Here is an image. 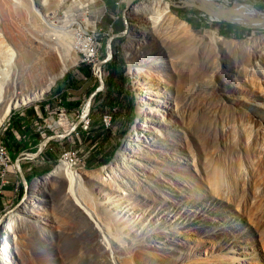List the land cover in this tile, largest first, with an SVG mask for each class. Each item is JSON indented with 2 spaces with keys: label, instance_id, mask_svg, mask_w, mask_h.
<instances>
[{
  "label": "rangeland",
  "instance_id": "rangeland-1",
  "mask_svg": "<svg viewBox=\"0 0 264 264\" xmlns=\"http://www.w3.org/2000/svg\"><path fill=\"white\" fill-rule=\"evenodd\" d=\"M1 1V39L8 32H20L42 52L50 43L48 38L56 34L63 51L77 39L83 40L87 31L100 44L92 62H81L79 51L76 56L70 52L69 57L77 62L50 90L10 112L0 125V143L9 149L13 144L7 128L20 112L28 120L26 139L35 136V149L42 139L71 127L99 83L93 66L106 58L105 34L110 29V34L123 32L112 42V58L101 68L104 87L93 98L81 127L65 138L51 140L39 157L21 163L29 181L52 173L62 161L73 171L86 173L111 165L137 124L143 97L150 105L164 107V117L161 113L156 116L161 124L152 129L146 143L140 139L132 142L130 160L117 172H104L96 187L108 196L115 194L112 202L103 204L102 215L111 217L108 226L117 230L116 251L123 257L136 247H147L172 264H264V25L219 20L199 0H150L149 7L156 14L139 23L137 29L145 38H137L141 48L135 51L128 47L134 27L126 15L148 0H134L127 9L128 0H115L111 6L103 5L102 0H64L58 7L50 6L51 0H40L37 6L32 0ZM207 3L231 12L248 6L264 18V0ZM37 9L54 12L50 24ZM110 16L118 17V31L110 25ZM240 16L241 12L236 13L233 19ZM219 38L227 40L230 49L224 51L217 45ZM132 57L142 65L139 74L133 71ZM218 60L222 68L232 66L223 76L228 89L213 85ZM7 63L1 57L0 76L10 72ZM82 64L85 66L79 70ZM110 79L113 84L108 94ZM220 98L225 99L224 104ZM74 100L79 103L77 109L66 106ZM173 102L176 111L171 115L168 110ZM34 108L37 118L30 112ZM109 156L110 161L101 165ZM2 167L0 164V171ZM172 168L183 170L176 174ZM16 177L20 183L15 198L0 205L4 220L19 208L23 194L19 175L7 171L9 183ZM56 184L53 180L43 188L35 186L34 197L40 202L39 211L52 212L56 229L70 228L74 225L72 206ZM27 223L11 235L20 254L7 264H93L86 236L49 234L41 241L32 221ZM6 238L2 226L0 247ZM47 242H53L63 260L51 261Z\"/></svg>",
  "mask_w": 264,
  "mask_h": 264
},
{
  "label": "bare ground",
  "instance_id": "bare-ground-1",
  "mask_svg": "<svg viewBox=\"0 0 264 264\" xmlns=\"http://www.w3.org/2000/svg\"><path fill=\"white\" fill-rule=\"evenodd\" d=\"M207 1L210 0H199L200 3L211 9V13H213L216 18V15L223 18L229 16L230 18L227 17L226 19L242 23L244 21L248 24H252L251 27L264 25V18L262 19V17H259V13L255 12L248 6H241L235 8L234 10L232 9L234 12H231L229 8L214 9L207 3ZM63 2L64 0H60V4L57 5L55 0H51L50 6L58 7ZM149 2L150 0L136 4L130 9L131 11L128 13V16L126 15L127 19L131 21V25L134 27L133 32L129 35L128 47L134 48L135 51H137V48H141L140 46H137V41H139L137 38H145L143 32L137 29L139 28V23L142 22L141 20L143 18H147L149 20L151 19L149 15L152 14L153 16V14H156V11L149 7ZM32 4L37 6L41 5V2L40 0H32ZM1 8L2 1L0 0V12L2 11ZM163 8L165 15H167L169 11L166 3L163 4ZM37 11L40 12L41 17L46 23H51L50 18L54 12L44 13L43 10L39 9H37ZM240 12L242 13V16L237 19H233L236 17V13ZM153 23L156 22L154 21ZM7 34L8 35H5V39L0 38V59L1 57L5 58V60L9 63L8 70H10L7 75L0 76V125L5 121L13 109L26 105L32 101L39 100L46 92H48L56 80L62 77L65 72H67L69 67H71L72 63L76 61L69 57L70 52L75 53L76 56L77 51L82 50V48L85 47V40L77 39L76 43L72 42L68 44L66 46L67 50L64 49L62 51L59 46V37L55 34L53 37H50V40L48 38L50 43L45 44L46 48L40 52L38 48H36V46H34L29 39L22 36L20 32L16 34L8 32ZM51 42L54 46L51 45ZM216 42L217 45L224 49V51L230 49L228 47L230 44L227 40L219 38L216 39ZM127 54L128 56H131L129 51ZM150 57L153 58L152 56ZM131 61L133 71L136 74H139V67L142 66L141 63L138 64L139 62H136L133 57ZM215 65L218 69L215 70L216 72H213L215 73L213 85H218L219 87L228 89V86L225 85L226 82L223 83V76L232 69L231 64H225V67L222 68L223 63H220L218 60ZM213 93L214 92L211 93V96ZM220 99L224 104L225 99ZM163 109L164 107L159 103H156V105H150L143 97H141L137 124L129 134L123 149H121L114 162L108 167H104L94 173H86L81 170L73 171L67 162L62 161L52 173H49L32 182L31 192L34 194L30 198H26L16 212H10L7 219L2 221L3 230L7 238L0 247V264H7L10 262V258L14 255L20 254L19 248L14 243L11 235L22 227V224L25 225L24 223H29L31 221L35 225L38 237L41 241L43 238L48 237L49 234L65 235L72 238L77 235L86 236L89 240V249L91 250L89 257L91 258L93 264H172L167 258L156 255L147 250V247L141 246L128 251L122 257L116 251L115 247L118 243L116 236L117 230L115 227L112 228L108 226L111 217H103L102 215L105 211L103 204L105 201L112 202L115 194L112 193L108 196L105 191L98 192L96 188L99 183V178H102L104 172H117L123 164L125 165L130 160L132 157V142H136L140 139L146 143V140H148L152 135V129L156 127V125L161 124L156 120V116L161 113L164 117L166 112L165 110L162 111ZM175 111L176 105L173 102L172 109L168 110V113L172 115ZM158 132L160 131L158 130ZM238 139L241 140L240 137ZM159 166L161 167L162 165L160 164ZM182 170L183 169L181 168H172V171H175L176 174H179ZM53 180L57 182L56 185H58V187L63 189L65 192V200L72 206L71 214L74 225L70 228L62 227V229H56L57 226L53 225L55 222L52 223V212H41L39 211L40 208L38 209V203L40 202L34 197L36 194V192H34V187L43 188ZM112 190L115 191V188L112 187ZM41 225H44V227ZM9 238L10 241H8ZM45 244H47L49 250L52 251L51 261L63 260L53 249V242H47ZM61 263H63V261Z\"/></svg>",
  "mask_w": 264,
  "mask_h": 264
},
{
  "label": "water",
  "instance_id": "water-1",
  "mask_svg": "<svg viewBox=\"0 0 264 264\" xmlns=\"http://www.w3.org/2000/svg\"><path fill=\"white\" fill-rule=\"evenodd\" d=\"M132 1H134V0H128L127 1L126 9L129 7V5L131 4ZM124 15H125V11L123 12V21L125 22L126 19H125V16ZM216 16H217V18L219 20L229 21V22H232V23H240L238 21L229 20V19L220 17L218 15H216ZM262 19H263V17H262ZM122 34H123V32H117V33H113V34H110V35L107 36L106 43H105L106 50H107L106 58L98 61L93 66V73H94V75H95V77H96V79H97V81L99 83L95 87V89L91 92V94L88 96V98L85 100L79 116L77 117V119L75 120V122L72 123L71 127L67 131H65V132H62V133H59V134H57V133L56 134H52V135L48 136L47 138L42 139L39 142L36 150L33 153L22 152V153H20L15 158V160H14V167H15V170H16L17 174L20 177V180H21V183H22V188H23V194L21 196L20 201L17 203V206L20 207V205L26 200L27 196L30 193H32L31 192L32 182L31 181L28 182L27 179H26V177H25V175H24V172L22 170V165H21L22 161H24V160H30V159H35V158L39 157L40 154H41V152H42V149L45 148L47 146V144L51 140L56 139V138H65V137H67L88 116V114L90 112V106H91V103H92L93 98L104 87V83H103L102 75H101L102 65L105 64V63H107L112 58V42H113V40L115 38L121 36ZM39 178H41V177H39ZM3 220H4V216H1L0 217V230L2 228V221Z\"/></svg>",
  "mask_w": 264,
  "mask_h": 264
},
{
  "label": "trees",
  "instance_id": "trees-1",
  "mask_svg": "<svg viewBox=\"0 0 264 264\" xmlns=\"http://www.w3.org/2000/svg\"><path fill=\"white\" fill-rule=\"evenodd\" d=\"M172 10H175V8L173 6H171ZM224 34V33H223ZM84 64L79 66V70L84 68ZM112 84L113 81L112 79H110V81L107 84L106 87V91L108 94L111 93L112 90ZM100 93V92H99ZM98 93V94H99ZM97 94V95H98ZM97 95L95 96V98L97 97ZM66 106L70 107L71 109H77L79 107V103H73V102H66ZM44 107L40 106V111H43ZM31 114L34 115V117H38L35 113L34 109L30 110ZM27 118L24 116H20V115H16L13 116L10 120L9 126H8V133H7V137L11 140L13 147L11 149V152L14 154V159L22 152H29V153H33L36 149H35V136L26 139V133L28 132V125H27ZM26 123V124H25ZM80 125L77 127V129H79ZM15 133L18 134L19 139L16 138ZM112 157V155H111ZM111 157H107L104 160L101 161V165H106ZM27 181L29 182V177L24 174ZM23 191V189H22Z\"/></svg>",
  "mask_w": 264,
  "mask_h": 264
},
{
  "label": "built area",
  "instance_id": "built-area-1",
  "mask_svg": "<svg viewBox=\"0 0 264 264\" xmlns=\"http://www.w3.org/2000/svg\"><path fill=\"white\" fill-rule=\"evenodd\" d=\"M112 30L110 29L109 32ZM107 32L105 35L108 36L110 33ZM85 40V47L82 48V50H79V52L82 54L81 62H92L97 57V53L100 47V44L97 42L95 38H93L92 32H83ZM84 121V120H83ZM87 125V124H84ZM81 127V125H80ZM85 127V126H84ZM16 134V133H15ZM17 135V134H16ZM0 164L3 166L2 170L0 171V195L3 193L6 186L9 184L7 179V171L9 166H11L13 169L14 163L12 162V159L10 157V154L2 143H0Z\"/></svg>",
  "mask_w": 264,
  "mask_h": 264
},
{
  "label": "crops",
  "instance_id": "crops-1",
  "mask_svg": "<svg viewBox=\"0 0 264 264\" xmlns=\"http://www.w3.org/2000/svg\"><path fill=\"white\" fill-rule=\"evenodd\" d=\"M102 3H103V5L111 6V5H114L115 0H102ZM110 17L112 18L110 25L112 24V26H114V31H118V30H119V27H120V25H119V21L117 20L118 17H117V16H110ZM71 102H73V103H78L76 100L71 101ZM34 110H35L36 115L39 117V114H38L36 108H34ZM18 115L24 117V113H23V112L18 113ZM25 117H26V116H25ZM16 134H17V133H16ZM17 136H18V134H17ZM17 136H16V138H17ZM17 139H18V138H17ZM6 148H7V147H6ZM11 149H12V147H11ZM11 149L7 148L9 154L12 156L13 160H15V159H14V154L11 152ZM22 162H23V161H22ZM15 171H16V170H13V168H11V167L8 168V173L14 175V177H15V174L17 173V172H15ZM14 173H15V174H14ZM19 183H20V182L18 181V179H17V177H16V179H13V180L11 181V183H9V184L6 186V188L4 189L3 193L0 195V205H1V204H2V205H3V204H6V202H10V201H12V200L15 198V193H16V191H17V188H18ZM0 209H1V208H0ZM0 211H1V210H0Z\"/></svg>",
  "mask_w": 264,
  "mask_h": 264
}]
</instances>
